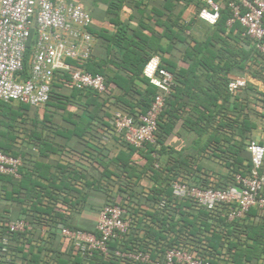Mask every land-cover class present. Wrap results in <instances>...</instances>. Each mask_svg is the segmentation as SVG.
<instances>
[{
    "label": "crops",
    "instance_id": "crops-1",
    "mask_svg": "<svg viewBox=\"0 0 264 264\" xmlns=\"http://www.w3.org/2000/svg\"><path fill=\"white\" fill-rule=\"evenodd\" d=\"M62 1L80 5L90 15V30L94 36L91 61L101 68L109 81L108 92L97 100L98 104L104 105L89 107V117L92 115L95 121L91 124L89 137L79 139L74 136L76 132H73L71 120L66 121L69 114L82 113L77 107H63L55 102L37 106L2 103L0 144L19 155L30 169L32 163L38 164L37 176L32 178L43 187L48 183L38 179L41 176L49 178L52 175L54 185H57L55 178L62 172L59 167L72 164L76 171H81L88 188L83 192L79 211L70 217L74 225L94 229L104 201L102 190H92L98 181L111 193H116L117 182L121 183L124 176L131 178V183L135 180L139 188L155 183L148 175H142L143 168L148 166L145 157L148 151L124 143L113 132L110 123L114 112L127 110L123 102L131 103L124 91L113 83L131 78L119 68L124 48L117 36H122L139 54L159 55L161 61L171 64L180 76L164 118L167 127L160 138V163L178 160L188 174L193 173V177H201L202 172L225 175L228 170L219 156L223 147L228 146L222 141L226 138L224 140L230 141L229 144L239 146L232 148L233 155H230L232 159L239 157L241 160L240 173L246 175L249 172L246 170L249 165L247 143L253 140L264 146V60L255 54L254 44L244 35L241 26L225 20L215 28L200 20L195 5L204 0ZM217 4L221 10L225 9L223 1ZM175 22L185 27L184 33L177 29ZM172 30L180 34V40L174 38ZM241 77L246 79L244 88L235 93L228 89L222 91V82ZM133 86L137 93L134 96L139 99L150 88L143 78L134 79ZM65 93L68 90L62 91ZM233 121L236 122L233 124ZM223 123L229 127L222 128ZM35 145L41 152L34 150ZM191 162L198 172L194 167L188 168ZM68 169L70 172L73 168ZM63 174L69 176L68 171L64 170ZM11 190L10 185L1 183L0 192L6 193L5 198L0 199V210L10 216L15 209V196L9 195Z\"/></svg>",
    "mask_w": 264,
    "mask_h": 264
},
{
    "label": "built area",
    "instance_id": "built-area-1",
    "mask_svg": "<svg viewBox=\"0 0 264 264\" xmlns=\"http://www.w3.org/2000/svg\"><path fill=\"white\" fill-rule=\"evenodd\" d=\"M204 3L198 18L213 26L219 20L220 7L214 0H204ZM228 7L232 13L228 22L240 24L244 35L253 42L264 60V0H228ZM90 27L89 13L77 4L62 0H0V102L28 106L47 104L55 74L60 71H72L71 81L76 89L104 93L106 87L102 75H91L82 69L72 70L67 63V60L83 63L90 58L94 44ZM32 35L34 40L26 57ZM25 57L28 63L26 77L23 76ZM142 77L158 89L148 110L136 116L116 111L110 118L113 132L136 149L155 143L158 117L175 86L173 75L161 67L156 55L144 65ZM245 85L246 79L241 77L229 82L227 88L235 93ZM246 150L251 165L246 175L236 174L229 185L215 188L211 174L201 175V179L207 180V186L190 183L182 174L171 184L172 196L189 199L197 208L211 214L225 207V218L229 223L245 218L253 222L264 218V146L250 140ZM21 164L20 157L0 151L1 176L18 180ZM166 202L161 199L157 207H164ZM251 211L254 215L248 217ZM124 214L125 210L117 204H105L99 211L93 231L58 223L56 235L50 236L53 241L48 238L47 226H42L33 242L39 245L43 240L47 247L77 253L85 260H90L95 253L107 257L108 243L123 240L131 229L132 221ZM29 233H33V225L22 219L0 224V260L4 261L3 264H29L24 260L16 261L20 256L12 238L16 234L29 237ZM20 248L27 254L30 245L23 241ZM113 254L139 264H210L181 247L165 250L161 259H152L145 251L117 249Z\"/></svg>",
    "mask_w": 264,
    "mask_h": 264
},
{
    "label": "trees",
    "instance_id": "trees-1",
    "mask_svg": "<svg viewBox=\"0 0 264 264\" xmlns=\"http://www.w3.org/2000/svg\"><path fill=\"white\" fill-rule=\"evenodd\" d=\"M214 1L216 3L223 1L225 6L224 10L220 9L219 21L213 25V27L217 28L218 23L229 20L232 13L228 7V0ZM204 5V2L195 5L197 16ZM175 24L179 31L185 32V27L178 25V22H175ZM234 24L240 26L237 22ZM171 32L175 39H181L180 34L173 30ZM32 37L33 35L27 46L26 57L30 52V47L33 42ZM117 37L121 40L120 46L124 48V54L120 60L119 68L126 71L131 78L126 80L122 79L113 83L124 91L126 98L131 102H123V105L125 104V106H127V110L124 109L126 110L124 112L131 116L144 114L158 94V89L150 85L149 82L142 77V70L150 57L159 55L148 52L145 54L143 53L144 55L141 53L139 54L137 51L135 52L131 49L129 42L123 39L122 36ZM254 51L255 54L260 56L255 47ZM92 55L93 52L90 58L83 63L74 60H67V63L71 65L73 68L72 70L82 69L84 72L91 75H102L106 87L105 92L98 94L90 89L78 90L73 86L71 81L72 71H60L55 74L51 87L50 99L47 103L48 105L55 102L63 107L73 106L82 111L80 115L69 114V118L66 120H71L70 122H72L74 127L73 132H76V134L73 135L79 139L82 138V136L89 137L91 124L95 121L92 115L89 117V107H102L104 104H98L97 100L101 99V95L108 92L109 81L107 77L104 76L101 68L92 63ZM26 57L23 68L24 77L28 75ZM160 62L161 67L173 75L175 86L172 88L171 94L166 98L165 107L158 117L155 143L146 144L142 148L148 151V154L145 156L148 166L143 168L142 175H148L155 183L147 188H139L137 183L135 184V180H132L131 183V178L124 176L123 180H121L123 183L117 182L119 187L116 193L105 190V187L100 186L101 183L99 184V181L95 184V188H91L92 190H102L101 193L104 195V201L101 208L105 204H117L125 210L124 216L132 221L129 233L124 236L123 240H113L108 243L109 254L107 257L95 253L90 260H85L77 253L72 254L65 252L63 249H54L52 246L47 247L43 240L40 241L39 245L33 242L37 238L38 229L42 226H47L48 238L50 240H52L50 238L51 235H56L58 223H62L69 228L84 229L74 225L72 221H70V217L72 214L79 211L80 205L84 199L83 192L88 188V182L84 175L81 174V171H76L73 165L70 164L66 167H59L60 170L62 169V172L55 178L56 182L58 181L56 183L57 185H54V177L52 175L49 178L44 176L37 177L48 183L47 187H43L41 182L36 180V178H32L37 176L35 170L39 168V165L34 162L32 163L33 168L30 169L22 159V164L19 168V174L21 176L18 180L0 175V186L1 183L10 185L12 190L9 195L15 196V209L13 214L10 216L5 210H0V224L4 225L7 221L22 219L33 225V233H29V237L25 234H16L12 237L13 242L17 245L16 253L20 256L16 257V261L24 260L29 264H139L120 259L114 256L113 251L117 249L121 251H145L151 254L152 259H161L165 250L181 247L194 253L195 257L208 260L210 264H264V218L254 222L245 218L240 221L237 220L229 223L225 218V207L216 211L215 214H211L197 208L189 199L180 200L172 196L171 184L182 174L190 183L207 186L208 182L205 179H201V177H193V173L188 174L186 170L182 168L178 160L161 164L158 159L162 150L160 149V138L162 132L164 133L166 130L164 127H167L164 118L169 111L168 108L171 107L170 103L180 83V76L173 71V68L170 67L171 64H164L161 58ZM136 78L140 80L143 78L145 83L150 87L146 93L141 95L140 99L134 96L137 94L136 91L133 90V83ZM54 81H57V84H55ZM228 83L229 82L226 81L220 84L222 91L228 89ZM56 89L62 90L58 93ZM64 90H68L69 95H67L68 93L62 94ZM93 101L96 103H93ZM2 103L4 104V102H0V104ZM235 122L236 121H233V124ZM224 124L225 123L221 125L222 128L229 127L224 126ZM224 139L222 141L227 142L228 146L223 147L219 157H221V160L225 161V166L228 171L225 175L212 174L215 188H224L233 181L236 174L242 175L240 173L241 160L238 159L239 157H237V159L231 158V155H233L231 152L232 148L239 146H236L234 143L229 144L230 141ZM34 148V150H39L36 145ZM0 151L7 155L20 157L6 150L1 144ZM39 151L41 152V149ZM237 152H235V155H237ZM247 158L249 165L246 170L249 171L251 167L249 154ZM155 164L158 165L157 168H155ZM191 164L192 162L188 164V168L195 166L194 164L191 166ZM69 167L73 168L70 172L68 169ZM193 169L198 172V168L194 167ZM64 170L68 171L69 176H63ZM208 173L209 172H202L205 176H207ZM186 175L189 176L186 177ZM117 179L120 180V177ZM83 180L84 184L81 185ZM97 186L100 187L98 188ZM90 187L91 186H89V188ZM121 187H124V189ZM0 193V199L2 196L5 198L6 191ZM161 199H165L167 202L164 207L158 208L157 204ZM253 215L254 212L251 211L248 217ZM86 230L93 231V228ZM23 241L30 245L27 254L21 252L20 246L23 244ZM0 263L3 264L4 261L0 260Z\"/></svg>",
    "mask_w": 264,
    "mask_h": 264
}]
</instances>
